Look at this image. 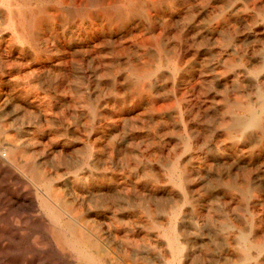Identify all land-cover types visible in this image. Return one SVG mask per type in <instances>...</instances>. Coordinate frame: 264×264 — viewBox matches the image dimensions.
Listing matches in <instances>:
<instances>
[{
  "label": "rangeland",
  "instance_id": "1",
  "mask_svg": "<svg viewBox=\"0 0 264 264\" xmlns=\"http://www.w3.org/2000/svg\"><path fill=\"white\" fill-rule=\"evenodd\" d=\"M95 1L0 0V40L17 41L38 13L29 45L11 54L34 70L28 82L48 62L50 101L67 106L59 143L71 148L78 128L85 138L95 117L101 158H113V198L135 200L137 185L165 214L179 213L187 264H240L243 241L262 249L264 264V119L235 141L222 123L227 106L264 97V0Z\"/></svg>",
  "mask_w": 264,
  "mask_h": 264
},
{
  "label": "bare ground",
  "instance_id": "2",
  "mask_svg": "<svg viewBox=\"0 0 264 264\" xmlns=\"http://www.w3.org/2000/svg\"><path fill=\"white\" fill-rule=\"evenodd\" d=\"M135 9L133 11L137 12ZM38 17L36 12L31 14L25 33L17 41L0 40V63L5 60L9 67L3 70L0 65V264H187L190 254L186 247L190 248V242L187 238L180 239L184 226L179 213L165 214L159 205L151 204L144 197L137 185L131 187L137 194L135 200L113 198V158L110 150L104 160L101 158L103 143L97 133L95 117L85 138L78 128L73 133L71 148L59 143L58 138L68 130L64 117L67 106L64 102L54 105L50 101L48 62L40 64L42 77L38 83L34 78L28 82L34 70L25 71L26 61L11 54L12 50H24L29 45ZM10 27L17 33L14 20ZM30 62L35 60L30 59ZM226 114L228 118L223 117L222 123L226 124L229 139L238 129L250 139L264 119V97L257 107H239L237 103L227 106ZM104 146L109 145L104 143ZM252 146L254 148V144ZM243 242L240 264H258L256 252L262 253V249ZM222 259L225 258L217 262Z\"/></svg>",
  "mask_w": 264,
  "mask_h": 264
}]
</instances>
